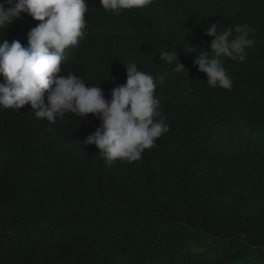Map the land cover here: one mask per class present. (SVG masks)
<instances>
[{"label": "trees", "instance_id": "obj_1", "mask_svg": "<svg viewBox=\"0 0 264 264\" xmlns=\"http://www.w3.org/2000/svg\"><path fill=\"white\" fill-rule=\"evenodd\" d=\"M86 2L87 35L61 75L110 99L134 61L170 130L142 159L108 166L83 144L100 127L92 114L53 124L30 105L0 108V264H264V0H152L119 17ZM211 23L254 29L243 62L223 58L231 90L210 88L185 52L210 51ZM37 24L22 13L0 43L26 47ZM167 50L187 74L159 60Z\"/></svg>", "mask_w": 264, "mask_h": 264}, {"label": "clouds", "instance_id": "obj_2", "mask_svg": "<svg viewBox=\"0 0 264 264\" xmlns=\"http://www.w3.org/2000/svg\"><path fill=\"white\" fill-rule=\"evenodd\" d=\"M152 0H99L100 8L119 17L124 10L148 6ZM86 0H4L0 3V30H4L22 13L38 24L27 34V46L14 40L0 43V108L19 112L25 105L35 118L56 123L67 113L82 117L92 114L100 127L89 135L84 145H95L105 163L117 160L128 163L142 159L145 149L170 130L162 114V96L156 95V83L134 61L122 64L126 83L111 90L106 99L100 85H88L73 74L61 75L65 50L77 46L87 35ZM254 29L247 24L226 28L211 23L204 35L211 38L210 51L188 45L186 53H197L193 65L206 75L210 88L231 90L233 80L227 74L223 58L243 62ZM211 53V56L209 55ZM160 61L175 64L174 72L186 73L173 50L158 52Z\"/></svg>", "mask_w": 264, "mask_h": 264}]
</instances>
